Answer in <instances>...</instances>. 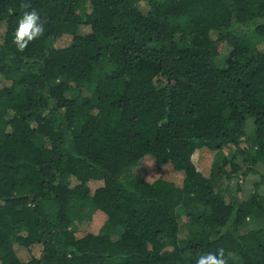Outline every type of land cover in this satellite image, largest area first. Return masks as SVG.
I'll list each match as a JSON object with an SVG mask.
<instances>
[{"label": "trees", "instance_id": "trees-1", "mask_svg": "<svg viewBox=\"0 0 264 264\" xmlns=\"http://www.w3.org/2000/svg\"><path fill=\"white\" fill-rule=\"evenodd\" d=\"M219 250L264 264V0H0V264Z\"/></svg>", "mask_w": 264, "mask_h": 264}, {"label": "clouds", "instance_id": "clouds-1", "mask_svg": "<svg viewBox=\"0 0 264 264\" xmlns=\"http://www.w3.org/2000/svg\"><path fill=\"white\" fill-rule=\"evenodd\" d=\"M43 32L44 27L40 22L39 13L35 9L27 10L17 17L11 39L16 49L23 51L30 42L39 38ZM196 264H225L223 251L201 254L197 258Z\"/></svg>", "mask_w": 264, "mask_h": 264}, {"label": "rangeland", "instance_id": "rangeland-1", "mask_svg": "<svg viewBox=\"0 0 264 264\" xmlns=\"http://www.w3.org/2000/svg\"><path fill=\"white\" fill-rule=\"evenodd\" d=\"M67 40L66 39H62L58 42H56V46H62L64 44H66ZM219 61L222 60V59H218ZM68 95H71L73 96L74 94L71 93V94H68ZM244 146H246L245 143H243ZM225 151L227 152L228 150L225 149ZM129 171H123L121 175L125 176V175H129V174H135V175H139V176H144L145 175V167L141 164H138L136 166H133L131 168L128 169ZM259 180V177L258 175H249V177L243 181L242 183V193L243 194H249L251 192V190L253 189V186H254V183L255 181H258ZM240 182V180H239ZM262 188V186H261ZM245 196V195H243ZM91 213H92V210L91 208H87L84 213L80 216V217H76L73 219V222L71 224V228L73 230H76V231H85V230H89L92 225L94 227V223L91 219ZM257 223H254L252 220H248V223H247V226L248 228H253L256 226ZM181 229H180V233H179V236L180 238H184L188 232V229H187V224L185 223V220H181ZM116 235L117 233L113 234V238L115 239L116 238Z\"/></svg>", "mask_w": 264, "mask_h": 264}]
</instances>
